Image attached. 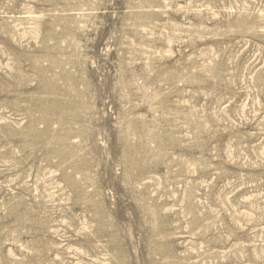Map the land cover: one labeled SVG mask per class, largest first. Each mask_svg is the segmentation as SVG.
I'll list each match as a JSON object with an SVG mask.
<instances>
[{
  "label": "rangeland",
  "instance_id": "obj_1",
  "mask_svg": "<svg viewBox=\"0 0 264 264\" xmlns=\"http://www.w3.org/2000/svg\"><path fill=\"white\" fill-rule=\"evenodd\" d=\"M0 264H264V0H0Z\"/></svg>",
  "mask_w": 264,
  "mask_h": 264
}]
</instances>
